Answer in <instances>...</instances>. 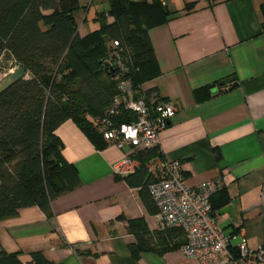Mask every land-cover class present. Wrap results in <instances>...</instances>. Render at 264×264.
Returning <instances> with one entry per match:
<instances>
[{
  "label": "crops",
  "instance_id": "1",
  "mask_svg": "<svg viewBox=\"0 0 264 264\" xmlns=\"http://www.w3.org/2000/svg\"><path fill=\"white\" fill-rule=\"evenodd\" d=\"M165 1L175 14L148 31L157 75L147 86L177 108L159 134L161 159L179 161L191 187L223 177L225 190L212 201L219 227L234 236L232 247L242 236L251 249L264 246V0ZM96 13L87 31L80 33L87 15L78 24L80 36L98 28ZM55 134L77 187L50 203L49 217L35 206L2 220L0 249L21 252L23 262L40 251L51 264H198L179 249L133 257L127 221L160 226L139 190L116 178L126 151L95 149L71 119Z\"/></svg>",
  "mask_w": 264,
  "mask_h": 264
},
{
  "label": "trees",
  "instance_id": "2",
  "mask_svg": "<svg viewBox=\"0 0 264 264\" xmlns=\"http://www.w3.org/2000/svg\"><path fill=\"white\" fill-rule=\"evenodd\" d=\"M107 2L108 9L93 19L98 28L80 36L75 16L86 7L79 0H0V72L20 66L26 70L25 77L0 94V222L35 206L49 217L50 203L77 187V171L64 160L55 134L62 123L71 119L97 150L109 146L99 122L120 95L112 79L115 73L103 66L111 42H119L120 56L126 55L130 69L124 78L131 77L147 105L166 100L147 86L157 75L148 31L175 13L157 0ZM261 27L264 30V23ZM134 119L122 110L115 121ZM129 157L137 167L116 178L137 188L145 208L155 214L148 193L154 178L148 166L162 158L159 146ZM224 190L210 201L214 217L212 201ZM127 232L135 237L129 244L133 257L146 251L162 254L185 243L172 244V238H185L181 230L152 232L141 220H128ZM20 256L0 249V264H51L40 251L30 253L26 262Z\"/></svg>",
  "mask_w": 264,
  "mask_h": 264
},
{
  "label": "built area",
  "instance_id": "3",
  "mask_svg": "<svg viewBox=\"0 0 264 264\" xmlns=\"http://www.w3.org/2000/svg\"><path fill=\"white\" fill-rule=\"evenodd\" d=\"M167 6L165 0H157ZM119 42L110 44V53L103 60V66L114 72L120 95L113 99V105L101 120L100 131L104 140L123 150L129 148L125 159L114 166V173L126 176L134 171L137 162L129 155L135 151L159 146V134L166 129L177 113L175 103L170 100L151 101L135 89L131 77L125 79L130 69L120 56ZM126 110L135 116L130 123H117L115 119ZM154 181L148 186V193L154 203L156 219L162 230L178 229L185 235L180 253L198 264H262L264 246L251 249L242 236L238 245L231 247L234 236L224 234L212 214L210 201L225 189V179L218 177L201 182L195 187L187 184L181 163L171 159H156L148 166Z\"/></svg>",
  "mask_w": 264,
  "mask_h": 264
},
{
  "label": "rangeland",
  "instance_id": "4",
  "mask_svg": "<svg viewBox=\"0 0 264 264\" xmlns=\"http://www.w3.org/2000/svg\"><path fill=\"white\" fill-rule=\"evenodd\" d=\"M130 1H133V2H137V1H141V0H130ZM144 2L146 3H152L153 0H143ZM79 2L84 5L85 7H88L90 8L88 14L84 12V9H80L79 10V13L77 14V23L78 24H81L82 23V19L87 15V18H88V21L84 24H81L80 26V33H83L85 31H87V29L89 28V26L91 25H87L89 21V18L91 16V13H94V12H102L104 11L105 9H107L108 7V2L107 0H79ZM12 70V69H11ZM9 70V71H11ZM9 71H5V72H0V81L4 78V76H6Z\"/></svg>",
  "mask_w": 264,
  "mask_h": 264
},
{
  "label": "water",
  "instance_id": "5",
  "mask_svg": "<svg viewBox=\"0 0 264 264\" xmlns=\"http://www.w3.org/2000/svg\"><path fill=\"white\" fill-rule=\"evenodd\" d=\"M25 76L26 70L21 66L9 71V73L0 81V94Z\"/></svg>",
  "mask_w": 264,
  "mask_h": 264
}]
</instances>
